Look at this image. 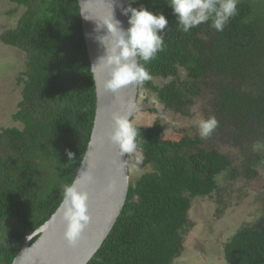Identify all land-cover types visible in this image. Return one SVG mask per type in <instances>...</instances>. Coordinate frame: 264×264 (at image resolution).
Returning a JSON list of instances; mask_svg holds the SVG:
<instances>
[{
    "label": "trees",
    "instance_id": "obj_1",
    "mask_svg": "<svg viewBox=\"0 0 264 264\" xmlns=\"http://www.w3.org/2000/svg\"><path fill=\"white\" fill-rule=\"evenodd\" d=\"M9 1L25 11L0 42L22 51L26 68L17 77L22 99L13 115L21 127L0 134V264H11L27 235L61 204L87 150L97 106L78 0ZM140 5L169 22L163 50L141 61L152 77L144 86L166 110L186 117L209 95L206 114L250 144L249 158L240 169L199 136L164 139L161 119L134 125L140 164L152 170L130 185L118 221L88 264H177L193 226V200L213 197L228 206L218 177L229 172L232 180L251 182L264 167V150L252 147L264 139V0H239L222 32L211 20L182 31L167 0L132 3ZM155 78L167 82L160 86ZM260 213L254 226L241 227L224 245L228 264H264V203Z\"/></svg>",
    "mask_w": 264,
    "mask_h": 264
},
{
    "label": "rangeland",
    "instance_id": "obj_2",
    "mask_svg": "<svg viewBox=\"0 0 264 264\" xmlns=\"http://www.w3.org/2000/svg\"><path fill=\"white\" fill-rule=\"evenodd\" d=\"M24 11L22 7L17 9L16 4L9 0H0V36L6 29L16 26ZM25 68V54L17 48L5 47L0 42V134L5 128L14 125L21 127L20 123L14 121L13 115L19 110L18 104L22 99V84H18L17 77ZM154 81L160 86L167 82L163 78H155ZM208 98L209 95H206L198 102L193 117H186L166 110L157 94L147 90L142 83L139 109L132 124L148 127L161 119L167 127L164 139L177 141L185 136H199V129L193 122L211 117L206 114L208 110H205L207 104L204 101ZM233 133L230 129L216 128L211 136L203 139L204 146L216 148L226 154L235 167L242 169L249 158L244 151L250 144L241 139L236 141L231 137ZM259 141L264 142V139ZM137 156H141L139 151L131 155V184L144 172L152 170L150 166L140 167L135 159ZM258 170L259 178L251 182L245 179L232 180L229 172L218 177L221 193L226 194L222 199H225L228 206L219 205L213 197L193 200L189 212L193 226L183 240L184 249L176 259L177 264H228L224 258V245L238 229L254 226L257 218L261 217L260 210L264 203V167Z\"/></svg>",
    "mask_w": 264,
    "mask_h": 264
},
{
    "label": "water",
    "instance_id": "obj_3",
    "mask_svg": "<svg viewBox=\"0 0 264 264\" xmlns=\"http://www.w3.org/2000/svg\"><path fill=\"white\" fill-rule=\"evenodd\" d=\"M82 26L91 61V66L106 55L101 40H107V28L101 27L113 10L114 18L127 28L128 17L121 11L131 0H78ZM96 86L97 108L94 126L81 168L91 163L97 165L95 180L85 189L89 193L88 212L91 217L81 240L75 247H69L64 240V220L59 207L37 230L27 235L22 249L11 264H88L103 246L118 221L128 198L130 189L131 156L125 153L119 157V150L107 140L114 112L132 117L138 109L140 84H129L114 94L105 90L108 78L103 63L92 67ZM119 157V158H118ZM110 189V190H109ZM34 240V241H33Z\"/></svg>",
    "mask_w": 264,
    "mask_h": 264
},
{
    "label": "clouds",
    "instance_id": "obj_4",
    "mask_svg": "<svg viewBox=\"0 0 264 264\" xmlns=\"http://www.w3.org/2000/svg\"><path fill=\"white\" fill-rule=\"evenodd\" d=\"M109 2L111 3V0ZM132 3H135V0H131L127 7L121 8L122 13L128 17L129 26L127 28H124L121 22L114 18L113 10L107 21L102 24L101 27L106 26L107 28L108 34L105 36L108 39L101 40L100 36L97 39L106 48V55L100 57L92 67L103 63L108 75L104 87L114 96L126 85L140 84L139 102L142 83L152 78L144 64L154 59L157 53L163 50V34L169 22L162 12L150 11L144 5L133 7ZM238 3L239 0H167L178 25L184 32L209 20L212 22L211 27L222 32L225 25L237 14ZM141 61L144 64H141ZM133 117L130 121L127 114L120 112L112 114V123L106 138L119 150V157L125 153L131 156L138 151L136 138L139 130L132 124ZM193 123L199 129V136L206 139L218 127L219 122L212 116ZM252 147L253 150L264 149V142L257 141ZM66 152L71 159L73 153L67 149ZM135 159L139 162V166L143 167L140 164L143 159L142 154ZM96 167L97 165L93 162L81 168L73 182L63 189L64 196L60 208L65 225L63 237L69 247H75L78 244L84 229L90 222L89 193L85 185L94 182Z\"/></svg>",
    "mask_w": 264,
    "mask_h": 264
}]
</instances>
